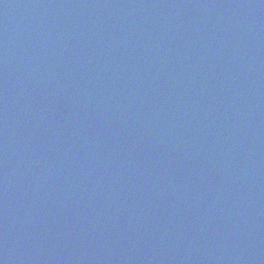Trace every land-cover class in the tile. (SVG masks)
<instances>
[{
    "label": "water",
    "instance_id": "95a60500",
    "mask_svg": "<svg viewBox=\"0 0 264 264\" xmlns=\"http://www.w3.org/2000/svg\"><path fill=\"white\" fill-rule=\"evenodd\" d=\"M0 264H264V0H0Z\"/></svg>",
    "mask_w": 264,
    "mask_h": 264
}]
</instances>
